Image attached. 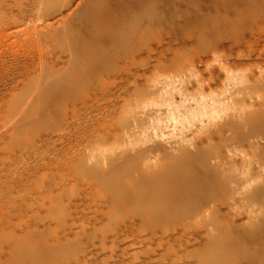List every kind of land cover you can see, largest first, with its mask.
<instances>
[{
    "label": "rangeland",
    "instance_id": "1",
    "mask_svg": "<svg viewBox=\"0 0 264 264\" xmlns=\"http://www.w3.org/2000/svg\"><path fill=\"white\" fill-rule=\"evenodd\" d=\"M0 264H264V0H0Z\"/></svg>",
    "mask_w": 264,
    "mask_h": 264
}]
</instances>
